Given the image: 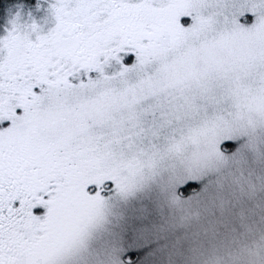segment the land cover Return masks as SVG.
Returning <instances> with one entry per match:
<instances>
[{
  "label": "snow or ice",
  "instance_id": "obj_1",
  "mask_svg": "<svg viewBox=\"0 0 264 264\" xmlns=\"http://www.w3.org/2000/svg\"><path fill=\"white\" fill-rule=\"evenodd\" d=\"M0 36V264H264V0H43Z\"/></svg>",
  "mask_w": 264,
  "mask_h": 264
},
{
  "label": "rangeland",
  "instance_id": "obj_2",
  "mask_svg": "<svg viewBox=\"0 0 264 264\" xmlns=\"http://www.w3.org/2000/svg\"><path fill=\"white\" fill-rule=\"evenodd\" d=\"M43 0H33V6L28 7L24 3H16L7 6L4 9L1 24H0V36L5 35V29L11 27V21L19 14L20 22L22 24L30 23V17L42 23L44 17L42 15Z\"/></svg>",
  "mask_w": 264,
  "mask_h": 264
},
{
  "label": "trees",
  "instance_id": "obj_3",
  "mask_svg": "<svg viewBox=\"0 0 264 264\" xmlns=\"http://www.w3.org/2000/svg\"><path fill=\"white\" fill-rule=\"evenodd\" d=\"M24 3L28 7L33 6V0H0V24L3 16L4 9L12 4Z\"/></svg>",
  "mask_w": 264,
  "mask_h": 264
}]
</instances>
